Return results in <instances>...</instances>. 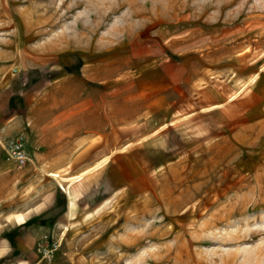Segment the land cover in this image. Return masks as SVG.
Segmentation results:
<instances>
[{
    "label": "rangeland",
    "instance_id": "obj_1",
    "mask_svg": "<svg viewBox=\"0 0 264 264\" xmlns=\"http://www.w3.org/2000/svg\"><path fill=\"white\" fill-rule=\"evenodd\" d=\"M145 39L177 40L243 83L258 77V109L153 174L120 160L110 192L93 191L96 175L86 191L81 181L69 188L76 176H54L50 227L6 232L13 250L0 264H264V0H0V63L29 45L117 56ZM17 189L5 214L19 196L32 202L30 186ZM17 238L34 247L18 250Z\"/></svg>",
    "mask_w": 264,
    "mask_h": 264
},
{
    "label": "crops",
    "instance_id": "obj_2",
    "mask_svg": "<svg viewBox=\"0 0 264 264\" xmlns=\"http://www.w3.org/2000/svg\"><path fill=\"white\" fill-rule=\"evenodd\" d=\"M113 50L67 55L53 45H29L0 63L2 255L13 250L6 232L42 233L50 227L57 193L53 174L79 177L65 181L69 188L81 181L84 191L92 188L88 177L96 175L101 181L92 190L110 192L109 173L120 160H127L131 173L153 174V167L221 139L260 105L258 77L249 83L228 77L177 40L129 42L117 56L110 55ZM13 141L24 147L25 166L9 156ZM19 186L31 187L32 202L19 196L17 208L5 214L4 198ZM32 247L17 241L18 250Z\"/></svg>",
    "mask_w": 264,
    "mask_h": 264
},
{
    "label": "built area",
    "instance_id": "obj_3",
    "mask_svg": "<svg viewBox=\"0 0 264 264\" xmlns=\"http://www.w3.org/2000/svg\"><path fill=\"white\" fill-rule=\"evenodd\" d=\"M11 157L20 165L25 166L29 159L26 155L24 147L19 141H13L9 146Z\"/></svg>",
    "mask_w": 264,
    "mask_h": 264
},
{
    "label": "bare ground",
    "instance_id": "obj_4",
    "mask_svg": "<svg viewBox=\"0 0 264 264\" xmlns=\"http://www.w3.org/2000/svg\"><path fill=\"white\" fill-rule=\"evenodd\" d=\"M53 176H55V177H59V175L58 174H53ZM75 178V177H74ZM77 178V177H76ZM79 178V177H78Z\"/></svg>",
    "mask_w": 264,
    "mask_h": 264
}]
</instances>
